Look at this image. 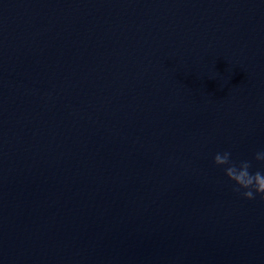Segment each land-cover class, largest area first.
Masks as SVG:
<instances>
[{"label": "water", "instance_id": "obj_1", "mask_svg": "<svg viewBox=\"0 0 264 264\" xmlns=\"http://www.w3.org/2000/svg\"><path fill=\"white\" fill-rule=\"evenodd\" d=\"M264 0H0V264H264Z\"/></svg>", "mask_w": 264, "mask_h": 264}, {"label": "clouds", "instance_id": "obj_2", "mask_svg": "<svg viewBox=\"0 0 264 264\" xmlns=\"http://www.w3.org/2000/svg\"><path fill=\"white\" fill-rule=\"evenodd\" d=\"M253 159L264 162V151L256 152ZM213 162L224 168L228 180L233 182V190L245 199L254 200L257 195L264 199V171H252V160H241L237 163L232 159L230 151H224L216 153Z\"/></svg>", "mask_w": 264, "mask_h": 264}]
</instances>
